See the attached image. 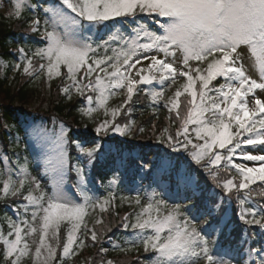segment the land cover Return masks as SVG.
<instances>
[{"label": "snow or ice", "instance_id": "obj_1", "mask_svg": "<svg viewBox=\"0 0 264 264\" xmlns=\"http://www.w3.org/2000/svg\"><path fill=\"white\" fill-rule=\"evenodd\" d=\"M26 6L28 0H16L17 16ZM43 11L46 17L43 23L39 16L33 18L28 31L40 35L44 47L37 48L31 55L23 47L18 48L23 63L15 64V70L22 67L23 74L35 79L40 78L39 73H44L48 80L65 75L70 83L60 90L68 99H72L70 93L73 89L81 96H84L85 89L97 93L95 98L92 95L85 97L89 107L80 111L86 116L97 110L91 107L94 101L98 107H105L107 115V100L118 90H127L124 101L127 104L138 85L159 82L163 86L165 82L175 84L177 77L186 78L167 101L171 105L169 112L175 111L176 119L181 121L180 128L175 137L164 129L167 137L164 142L173 152L183 150L187 153L196 166L193 172L199 171L201 176L206 174L216 182L217 188L238 202L236 217L244 226L245 238L240 241L239 258H226L215 251V241L209 240L205 232L208 227L219 231V225L213 224L214 213L221 207L219 202L169 205L163 192L154 190L142 203L137 195L135 205L140 210L125 214L123 227L133 230L134 238L129 241V247L139 249L142 246L144 253L152 254L140 264H264V242L253 247L247 239L248 228L258 227L264 235V206L245 207L249 197L241 194L257 180L264 182V99L256 95V90L264 91V0H57ZM142 14L149 15L158 25L157 31L150 30L149 25L140 19ZM116 18L121 19L117 21ZM108 21L131 25V34L125 38L120 28H116L107 40L94 47L87 33L101 26L109 28ZM120 41L123 46H111L119 45ZM34 58L41 61L38 68L33 64ZM246 59H254L259 79L248 74ZM193 61L197 62L195 66L190 63ZM202 64L206 67H201ZM62 66L67 69L66 74L61 72ZM218 78L222 82L213 84ZM85 79L88 84H82ZM185 93L190 99L186 100V112L182 115L179 98ZM163 96L162 88L152 93L153 99ZM119 111L120 108L112 109V119L96 124L94 132L98 135L109 131L121 136L131 134L135 121L123 125L115 122ZM189 125L193 126L196 141L203 143L193 141ZM138 130L144 131L142 127ZM32 134L37 140L44 141L42 147H47L48 143L55 146L52 154L45 157L52 191L46 192L35 177L32 178L34 189L29 187L27 194L22 192L24 178L19 180V187L11 174L2 181L0 191L4 196H22L23 201H27L20 206L24 209L23 218L17 208V219L10 222L7 236L0 232L7 264H20L21 258L29 255L30 244L25 237L37 233L38 243L32 240L36 245L35 258H40L43 250L46 255L42 264H53L57 261V248L61 247L62 223L70 224V227L62 244L61 260L74 255L76 233L84 223L88 209L100 207L101 211L107 210L99 200L94 201L88 195L85 167L79 160L73 164L68 156V130L60 125L59 131L53 134L35 127ZM71 143L81 156L87 157L89 165L100 149L98 143L94 147H86L88 141L74 140ZM236 156L259 162V166L238 163L234 160ZM4 159L6 162L7 157ZM140 167L150 170L152 165L141 163ZM221 167L229 173L234 169L235 176L222 180ZM69 171L76 172L78 182L74 188L82 202L74 200L64 188ZM21 172L24 177L29 175L26 165L22 166ZM177 182L186 186L198 184L193 174H177ZM34 191L38 194L34 195ZM109 196H112L111 192ZM185 199L191 201L190 197ZM29 206L30 220L27 218ZM130 216L134 217V222L127 223ZM96 223L101 224L102 220L98 219ZM84 228L85 234L90 232L92 242H97V232L88 229L86 224ZM83 243V240L79 241L80 245ZM114 247H119L122 252L128 251V248ZM100 251L106 252L107 249L101 248ZM106 264H112V261Z\"/></svg>", "mask_w": 264, "mask_h": 264}, {"label": "trees", "instance_id": "obj_2", "mask_svg": "<svg viewBox=\"0 0 264 264\" xmlns=\"http://www.w3.org/2000/svg\"><path fill=\"white\" fill-rule=\"evenodd\" d=\"M0 0V4H1ZM10 9L13 7V0H6ZM31 6L23 8L20 14L9 15L0 13V164H3V157L8 158L10 164V173L19 187V180L25 179V187L22 189L27 194L29 187H33L32 178L40 180L45 191L51 193L52 185L47 174L44 173L43 166L37 161V155L31 147L28 139L26 127L29 120H40L51 126L54 122L60 121L69 127V157L75 164L77 160L85 167V178L92 181L88 187V195L93 200H99L106 211H101L100 207L89 208L88 214L84 218V223L76 233L77 244L73 245L75 254L69 257H62V244L66 240V233L70 224H61V247L57 248V261L53 264H106L111 260L112 264H140V261L151 258V253H144L142 246L139 249L129 247V241L133 237V230L129 227L125 229L123 217L127 213L140 209L135 205V197L139 195L142 203L155 190L163 192V198L169 205L173 203L188 204L189 202L201 205L204 202L217 201L221 204L220 209L214 213V225H219V231H214L212 227L205 228L209 240L215 241V251L224 255L226 258L236 256L239 258L240 241L244 239V226L236 217L238 202L234 197L224 194L221 189L215 186L216 182L205 174L201 176L199 171L193 172L196 168L183 150L173 152L166 141L164 129L175 137V131L180 128L181 121L176 119L175 111L169 112L170 104L168 98L172 97L175 90L183 83L186 78L176 79L175 84L165 82L162 86L159 82L152 85H138L134 91L132 99L124 104L127 94L120 93L109 96L105 107H98L94 103L91 107L97 110L90 116L83 115L80 109L89 107L85 97L97 95L85 89L84 96L79 95L75 89L71 91L72 99L61 92V88L70 82L65 75L54 77L48 80L44 73H39L40 78L23 74V68L15 70V64L23 63L20 59L18 48L23 47L29 55L37 48L43 47L41 36L28 31L31 20L37 16L41 22L46 18L44 9L50 4V0H30ZM35 6V7H32ZM1 9V6H0ZM121 18H117L120 21ZM140 19L147 23L143 17ZM107 36L102 40H107L111 32L116 28L122 27L126 34L127 24L113 21L108 23ZM114 25V26H113ZM150 29L153 27L149 25ZM102 40H95V44ZM94 44V47H95ZM112 46V45H111ZM103 52V50H101ZM111 52H109L110 54ZM39 58L33 59V64H39ZM197 62L193 61L195 66ZM206 67V64L200 65ZM82 71V70H81ZM66 74L67 69L61 71ZM95 77V73L93 77ZM219 81H213L218 84ZM84 84V83H82ZM163 89V98L153 99L154 91ZM107 95V93H106ZM190 99L187 93L182 95L179 100L180 112L182 115L186 112L185 102ZM123 104V107H120ZM39 106L34 108V106ZM120 108L115 117V122L123 125L135 121L132 132L129 135L121 136L119 133L109 131L107 134H96L94 127L105 119L111 120V110ZM87 125V127H85ZM162 125L163 134L158 136L157 127ZM143 128L140 132L138 129ZM192 125L189 128L192 130ZM88 141L86 147H94L96 143L100 145L95 159L88 164L87 157L81 156L75 144L71 141ZM191 149V145H189ZM141 163L152 165L150 170H144L140 167ZM27 167L29 175L24 177L21 169ZM175 173V175H174ZM0 189L2 181L7 179L8 175L0 170ZM177 174H193L197 177L198 184L195 186H186L183 182H177ZM69 184H77V175L75 171H69ZM235 176V170L231 173L220 170L221 179ZM239 177H236L238 180ZM115 181V182H113ZM235 182V181H234ZM99 183V188L96 184ZM109 192L112 196H109ZM34 195L38 194L35 191ZM249 198L246 200L245 207L264 206V185L255 183L249 186V189L241 193ZM114 197V198H113ZM190 197L191 201L185 199ZM108 202L105 204L104 201ZM21 204H27L22 196L13 197L10 194L4 196L0 191V232L7 236L9 224L16 220V209L19 208L20 218H23L24 209ZM164 212V209H162ZM230 212V218L225 221L223 216ZM166 214V212H164ZM27 218L31 219V206L27 213ZM102 220L97 224V220ZM224 221V223H220ZM134 222V217H129L127 223ZM88 229H94L98 234L97 242H92L90 232L85 234L84 225ZM202 226V224L200 225ZM38 227V225H37ZM27 230V229H26ZM255 233V236H253ZM12 239L14 237H7ZM31 237H25L30 242ZM247 239L251 246H258L264 241L258 227L247 229ZM37 240V239H36ZM83 240L82 245L79 241ZM54 243V242H53ZM32 244V242H31ZM128 248V251L122 252L119 247ZM35 246L30 245L28 256L22 257L20 264H42L46 253L42 251V258H35ZM248 245H244L247 247ZM101 248L107 249L106 252L100 251ZM247 258V257H245ZM0 264H7L3 257V243L0 241ZM203 264V262H200Z\"/></svg>", "mask_w": 264, "mask_h": 264}, {"label": "rangeland", "instance_id": "obj_3", "mask_svg": "<svg viewBox=\"0 0 264 264\" xmlns=\"http://www.w3.org/2000/svg\"><path fill=\"white\" fill-rule=\"evenodd\" d=\"M15 2H16V0H13V7L10 9L8 2L6 0H2L1 4H0V6H1L0 13L6 14V15H9V14H12V13H16ZM28 5H30V6L32 5L30 0H28ZM53 5H54V3L49 4L46 8L51 7ZM109 22L110 21H108L106 23H109ZM119 28H120V31H121V33L123 34V36L125 38H127L131 34L129 32L128 34L125 35V32L122 31V27H119ZM98 29L99 28L93 30L92 32L87 33V35L89 37H91V39H90L91 43L94 42V39H95V37L97 35V32H98ZM113 32H115V31H113ZM144 42H146V38H145ZM118 46H123V41H120L119 45L118 44H112V47H114V48L118 47ZM169 59H171V57H169ZM45 63H47V62L45 61ZM144 63L146 64L147 61H144ZM190 63H193V62H190ZM62 68H63V66L61 67V71H62ZM245 68H246L248 74L251 75L254 79H259V70H258V67L255 64L254 59H246ZM134 71L135 70H133V72ZM101 75H103V74L101 73ZM178 78H181V77H177V79ZM118 91L120 93L127 94V90L126 89H122V90H118ZM256 95L259 96L260 98L264 99V91L256 90ZM87 104H88V102H87ZM34 108H38L39 109V106L36 105V106H34ZM262 115H264V114H262ZM60 125H63L64 128L67 129L68 132H69V127L66 124H64L63 122H60V121H56L51 126H48L46 124V122H44V121H40V120L34 121L33 119H31L27 123V127H26V131H27L28 139H29V141L31 143V147H32V149L35 151V153L37 155V161L39 162L40 165L43 166L44 173L48 175L50 182H51V179H50V175H49V173L47 171V166L45 164V157H46V154H48V155L52 154L51 150L55 146L53 144H51V143H48L47 147H42V144L44 143V141L37 140L36 138H34V136L32 134V129L35 128V127H41L43 129H45L48 133H53L54 134V133L59 131ZM157 134H158V136L163 134L162 125H159L157 127ZM53 138H54V136H53ZM191 138H195V133L194 132H193V135H192ZM194 142L203 143V141H196V139L194 140ZM254 151L255 152H259V149H254ZM67 152H68V156H69V148L67 149ZM5 157L6 156L3 157V164L2 165L0 164V170H3L8 175L10 173L11 169H10V164H9L8 158H7V161L5 162V159H4ZM234 160L236 162H238V163L247 164L249 167H258L259 166V162L245 161L240 156L234 157ZM69 179H70L69 172H67V174L65 176V182H64L65 190L68 192V194L74 200H76L77 202H82V199L79 196H77L78 194L75 193L74 188H73V184H71V185L69 184V182H70ZM91 181H92V177L90 176L89 181H87V184H86L87 191H89L88 187H89V184H90ZM51 185H52V182H51ZM223 218H224L225 221H227L230 218V212H227L223 216ZM33 239H35V240L37 239L36 241L38 243L39 233L34 234V236H32L30 238V242H29L30 245H32L31 242H32ZM41 258H42V255H41L40 259Z\"/></svg>", "mask_w": 264, "mask_h": 264}]
</instances>
